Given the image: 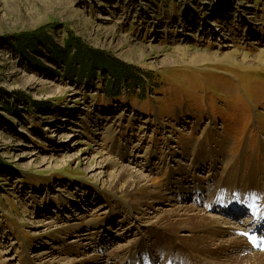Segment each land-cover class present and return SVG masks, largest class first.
I'll return each instance as SVG.
<instances>
[{"label":"rangeland","instance_id":"1","mask_svg":"<svg viewBox=\"0 0 264 264\" xmlns=\"http://www.w3.org/2000/svg\"><path fill=\"white\" fill-rule=\"evenodd\" d=\"M0 163V264L147 242L170 203L207 213L195 184L247 196L264 182V0H0ZM121 166L150 185L123 189ZM169 173L187 188L142 206ZM190 246L156 256L191 264Z\"/></svg>","mask_w":264,"mask_h":264},{"label":"bare ground","instance_id":"2","mask_svg":"<svg viewBox=\"0 0 264 264\" xmlns=\"http://www.w3.org/2000/svg\"><path fill=\"white\" fill-rule=\"evenodd\" d=\"M95 157H98L100 159L99 164L101 166H104L106 163L111 162V159L101 155L98 152H96ZM203 161L204 160L202 159V157L196 160L197 164L202 163ZM199 167L200 166H195V169H199ZM187 171L188 170H186L184 174L187 173ZM110 176H111L110 179L112 181L122 182L121 187L126 190L129 189L133 190V188L142 189L143 186H147V184L150 185V183L148 182H151L150 181L151 178L149 177V175L143 174L140 170L132 169L128 166H121L119 169L115 170V172L110 174ZM185 178H183L182 175L181 178H178L175 177L174 174L169 173L168 175H166V177L163 178L165 182L159 184L158 182H152L153 190L150 191V193L147 192L149 193L148 195L150 196L148 198L146 197V201L145 200L143 201L144 204L142 203V206L146 208H150V206H152L153 208V203L158 199H160L170 187L174 188V186H176L177 189H181L182 187H184V184L182 186L181 184L185 182ZM246 178H244L245 181ZM256 178H254L253 175H251L252 181H254ZM249 183H253V182H249ZM229 184L231 183H228L227 181L223 182L222 184L220 182L218 184L211 183L209 184L210 187L208 186L209 187L208 189H206V186L202 187L195 184L193 191L195 193H198V195L200 196L203 195L202 197H204L205 194L207 195L209 194L215 199H217V197H220L221 194H223L224 192H228V194L232 198L234 196L231 195L232 194L231 191H235L239 193L237 195H240L241 193L243 197L245 196L244 195L245 191L242 190L244 189L246 184L243 183V185L241 184V186L232 184V190L229 188ZM261 184L260 185L256 184L255 188L251 189L248 195L245 196V197L253 198L251 201L252 210H258L259 208H264V182H262ZM249 185L246 186L248 187ZM211 186L215 188V191L213 190V188H211ZM227 188H229V190L231 191H228ZM189 192L191 193L192 190H190ZM236 202H237V198L230 199L231 204H235ZM156 210L159 211V208L156 207ZM160 211L161 214H159L158 217H156L155 215L153 216L155 217V219L152 222L156 223L157 225L150 224L148 227L150 230H154V229L155 230L152 232V234H150L151 238L147 242L144 241L146 240L145 238H143L144 240L139 238L136 241H134L132 244L122 248L119 252L116 250L114 252L115 254L106 255L104 257H100L99 254H93V255L90 254L86 258L90 259L92 263H84L87 262V260L82 261L80 259H76L77 261L67 260L66 263L63 264H83V263L84 264H156L160 262V257L156 256L157 252L159 251L161 252V250H167V249H176V248L179 249V247H183V246L187 247L188 245H191L190 248L192 249L190 252L192 256L188 258L194 259V262H192L191 264H264V247H261L259 250H253L252 243L250 242L249 239L246 238L247 232L245 231L241 233L242 228L240 227V225L237 224L236 220H232L234 222L232 226H230L229 223L231 222L230 221L231 219L225 218L223 216L222 219L219 216L217 217L216 215L209 214V212L207 213L203 211L200 212L197 209V207H195L194 205H184L183 203L182 204L170 203L168 208L161 209ZM153 217L145 218L146 227L150 223L149 222L150 218ZM89 221L91 222L93 221V219ZM193 224L194 225L196 224L197 226H194ZM165 225L166 226L174 225L175 227L177 226L176 229L177 232L169 233L168 231H166V229L162 227ZM99 226H100V230L95 232L97 235L99 234V238L101 239L103 235L102 234L103 229L105 232L111 229H107V228L105 229V227L103 228L102 223L99 224ZM179 231H188V232H185L181 234V237H178L177 233H179ZM107 234L109 233L107 232ZM83 239H85L86 241L89 240L90 238L86 239V237H84L82 238V240ZM153 240L159 242L153 243L152 242ZM102 243L106 248L108 243L105 244L103 241ZM188 250L190 251V249ZM101 252L103 254L104 251L101 250ZM179 253H181V251ZM164 256H162V259L164 258ZM166 258L167 259L165 261L169 260V255H167ZM45 263L53 264L51 261H47L44 259L39 262V264H45Z\"/></svg>","mask_w":264,"mask_h":264},{"label":"trees","instance_id":"3","mask_svg":"<svg viewBox=\"0 0 264 264\" xmlns=\"http://www.w3.org/2000/svg\"><path fill=\"white\" fill-rule=\"evenodd\" d=\"M1 164V163H0Z\"/></svg>","mask_w":264,"mask_h":264}]
</instances>
